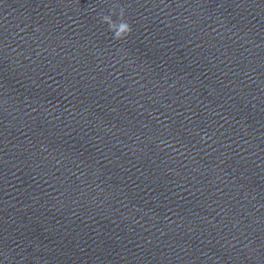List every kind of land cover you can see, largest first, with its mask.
I'll return each mask as SVG.
<instances>
[{
	"label": "water",
	"instance_id": "1",
	"mask_svg": "<svg viewBox=\"0 0 264 264\" xmlns=\"http://www.w3.org/2000/svg\"><path fill=\"white\" fill-rule=\"evenodd\" d=\"M0 264H264V0H0Z\"/></svg>",
	"mask_w": 264,
	"mask_h": 264
},
{
	"label": "clouds",
	"instance_id": "2",
	"mask_svg": "<svg viewBox=\"0 0 264 264\" xmlns=\"http://www.w3.org/2000/svg\"><path fill=\"white\" fill-rule=\"evenodd\" d=\"M102 22L108 24L109 30L114 34L115 40H122L132 32V26L124 18V9L121 8L119 21L114 22L110 15L102 17Z\"/></svg>",
	"mask_w": 264,
	"mask_h": 264
}]
</instances>
